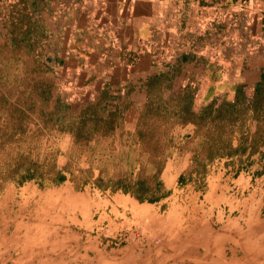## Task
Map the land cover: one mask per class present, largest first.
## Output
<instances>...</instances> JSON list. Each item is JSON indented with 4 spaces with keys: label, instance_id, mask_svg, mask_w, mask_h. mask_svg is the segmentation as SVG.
Wrapping results in <instances>:
<instances>
[{
    "label": "crops",
    "instance_id": "crops-1",
    "mask_svg": "<svg viewBox=\"0 0 264 264\" xmlns=\"http://www.w3.org/2000/svg\"><path fill=\"white\" fill-rule=\"evenodd\" d=\"M43 1L45 8H32L29 0L25 14L0 12V43L38 46L29 19L54 20L58 30L43 46L57 52V93L69 117L95 104L116 112V141L133 135L152 80L169 83L170 94L161 95L177 113V93L200 113L212 101H232L240 86L250 97L264 82V0ZM173 132L180 144L195 142L193 124L177 123ZM192 161L191 151L171 154L154 203L107 192L92 229L124 231L136 242L169 237L179 246L171 257L189 264H264V148L213 159L204 173L189 171Z\"/></svg>",
    "mask_w": 264,
    "mask_h": 264
},
{
    "label": "rangeland",
    "instance_id": "rangeland-1",
    "mask_svg": "<svg viewBox=\"0 0 264 264\" xmlns=\"http://www.w3.org/2000/svg\"><path fill=\"white\" fill-rule=\"evenodd\" d=\"M35 2L32 8H45L43 0ZM67 2L74 5L76 0ZM29 3V0L26 5L20 1L0 0V12L11 13L18 9L24 12ZM29 21L34 26L31 30L33 42L38 46L29 48L8 39L0 43V77L3 78L0 93L35 96L48 88L51 90L54 98L49 99L46 111L55 114V123L47 124L49 131L42 140V148L58 150L60 155L55 171H50L51 161H47L38 169L35 178L23 184L0 177V264H189L187 260L171 257L179 246L169 237L152 243L136 242V239H128L124 231L115 236L111 232L100 234L92 229L98 201L103 200L107 192L109 196L113 193L93 185L99 168L106 177L116 180L129 166H116L113 159L97 160L103 146L93 151L84 145L85 142L75 143L67 133L59 131L57 126L67 123L69 113L63 104L66 99H61L57 93L60 69L52 62L57 52L51 46H43L49 31L56 30L57 26L54 20L43 16ZM37 110L38 107L31 117L34 124L39 122ZM247 123L254 131L255 125ZM119 138L114 140L116 144L121 141ZM112 141V138L103 139L101 145ZM172 143L179 144L180 153L190 151V146L180 144L173 131ZM3 156L4 153H0V160ZM206 165L202 157L193 159L189 171L204 173ZM33 184H39V187ZM156 194L153 189L148 197ZM155 252L163 256L159 258Z\"/></svg>",
    "mask_w": 264,
    "mask_h": 264
},
{
    "label": "trees",
    "instance_id": "trees-1",
    "mask_svg": "<svg viewBox=\"0 0 264 264\" xmlns=\"http://www.w3.org/2000/svg\"><path fill=\"white\" fill-rule=\"evenodd\" d=\"M31 48V46H30ZM134 61L136 56L128 54ZM0 83L3 78L0 77ZM171 92L165 81L152 80L149 84V99L145 110L139 115L136 129L129 140L114 142L113 134L119 125L120 115L106 112L99 104L83 108L69 117L67 123L59 126V131L67 133L73 142H85L89 149L101 152L96 156L113 159L116 166H129L116 180L99 168L93 185L102 191L121 192L134 197L139 203H154L160 199L164 188L160 174L179 144L172 143L173 126L193 124L194 141L190 146L193 159L202 157L205 162L246 151L255 152L264 148V82L255 87L250 97H246L243 87H237L232 101H212L200 113L187 108V95L178 93L174 99L175 109L168 111V100L161 94ZM53 94L48 88L31 96L26 93H0V177L23 184L35 178L43 163L51 161V170H56L58 150L46 151L42 140L48 134V123L54 124L55 114L46 111ZM37 110L39 122L33 123L32 114ZM255 125L250 130L248 122ZM112 138L111 143L101 145L103 139ZM143 176V177H142ZM64 178L61 177V181ZM106 179V180H105ZM153 184V186H151ZM154 189V197H148ZM162 190V191H161ZM155 195V194H154Z\"/></svg>",
    "mask_w": 264,
    "mask_h": 264
}]
</instances>
